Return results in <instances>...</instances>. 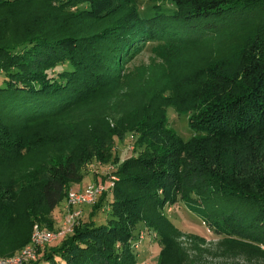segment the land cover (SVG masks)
Wrapping results in <instances>:
<instances>
[{"label":"trees","instance_id":"obj_1","mask_svg":"<svg viewBox=\"0 0 264 264\" xmlns=\"http://www.w3.org/2000/svg\"><path fill=\"white\" fill-rule=\"evenodd\" d=\"M154 1L169 7L0 0V257L28 244L34 224L52 228L49 213L97 161L116 165L108 207L102 191L88 219L24 264H138L142 229L155 233L156 264H209L177 241L175 218L190 221L165 209L180 203L225 248L250 252L219 254L264 264V0ZM151 40L150 63L127 67ZM169 107L187 117L188 138ZM126 134L134 147L121 159Z\"/></svg>","mask_w":264,"mask_h":264},{"label":"rangeland","instance_id":"obj_2","mask_svg":"<svg viewBox=\"0 0 264 264\" xmlns=\"http://www.w3.org/2000/svg\"><path fill=\"white\" fill-rule=\"evenodd\" d=\"M136 4L142 14H153L154 8L156 7H160L162 9H166V7H169L168 3L163 4L154 0H136ZM221 38L222 37L218 38L216 41H213V43H221ZM220 43L218 45H220ZM158 44L159 42L155 40L146 41L138 51V53L127 63V67L150 63L152 58L155 56L154 50L156 49ZM210 46L212 45L207 44L203 46L190 47L184 55L189 59L195 56L204 57L206 54H208L207 49ZM64 68V66H57L53 70V72L54 74H56L62 71ZM167 113L170 118L171 125L183 138H188L191 135V131L188 126L187 117L185 115L177 114L172 107H169L167 109ZM133 140L134 138L131 134H126L123 141L116 140V145L113 151H116V153L118 151L119 157L121 159L131 155L134 147ZM115 168L116 165L111 163H100L97 161L88 163L82 171V180L74 183L70 191H79L80 189L85 188L88 185H101L103 187L102 191L107 192L106 201L101 202L104 203V208H107L109 205H107V203H110L112 201L110 187L117 180V176L113 174ZM99 200L100 197L98 195L93 202L70 207L67 205L66 199H64L59 204V206H57L48 215V223L52 225V228H48L47 223H43L42 225L34 224L32 226L28 244H30L32 241L36 225L40 230L52 233L65 231L68 227H72L77 217L81 216L82 218L88 219L89 211L92 205H98L97 202ZM241 208L244 211L247 210V207L242 206ZM218 211L221 213V210ZM165 212L169 215L178 214L182 219L190 221L181 222L179 220L180 218H175L174 220L179 231L177 241H179L186 252L193 255V257H196L209 264H255L254 261H249L242 256L231 258L219 254L250 252L244 251V249L241 250L237 246H234L231 250L225 248L219 240L221 236L215 235L213 229L210 227V225H208L207 222L204 223L201 217L197 216L196 213L191 211V209L187 208L182 203H180L179 207L177 208L170 207L169 205L166 206ZM222 214L223 213L219 215L223 216ZM67 215L68 217L69 215H73L72 219H70L71 221L69 222H67L66 220ZM93 215V220L96 223L104 222L106 219L104 210H98ZM241 215H243V212H240L236 216L237 220L240 219ZM28 244H26L25 246H27ZM134 249H136L135 252L137 253L138 257V264H156L160 246L154 232H151L148 229H142L139 233L138 243L134 244Z\"/></svg>","mask_w":264,"mask_h":264},{"label":"built area","instance_id":"obj_3","mask_svg":"<svg viewBox=\"0 0 264 264\" xmlns=\"http://www.w3.org/2000/svg\"><path fill=\"white\" fill-rule=\"evenodd\" d=\"M103 187L101 185H88L83 190L69 191L66 196L67 205L72 207L80 204H86L93 202L95 198L102 192ZM73 215H67V222L71 221ZM72 227H68L65 231L52 233L44 230H40L38 226H35L32 241L27 246L23 247L17 254L9 257H0V264H24L31 260H34L37 256V249L55 240L59 235L71 232Z\"/></svg>","mask_w":264,"mask_h":264}]
</instances>
